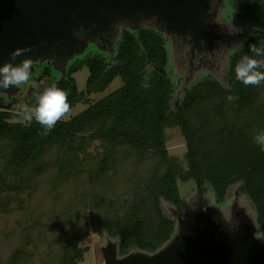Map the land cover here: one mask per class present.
<instances>
[{
	"label": "trees",
	"instance_id": "trees-1",
	"mask_svg": "<svg viewBox=\"0 0 264 264\" xmlns=\"http://www.w3.org/2000/svg\"><path fill=\"white\" fill-rule=\"evenodd\" d=\"M224 3L243 40L221 73L186 79L172 66L174 35L159 19L122 20L101 51L82 32L80 59L68 49L58 68L52 58L32 60L29 80L55 83L71 107L121 81L48 135L13 110L15 94L0 97V264H76L86 250L77 243L91 231L114 258L158 253L180 233L177 180L191 183L208 212L229 199L240 203L253 240L264 244V151L254 141L264 131V82L245 86L234 71L244 55L264 60L249 50L264 48V0H217L220 12ZM81 65L88 74L78 90L72 74ZM42 90L29 89L20 104L33 105ZM172 126L185 141L181 160L165 149L164 129Z\"/></svg>",
	"mask_w": 264,
	"mask_h": 264
},
{
	"label": "water",
	"instance_id": "water-1",
	"mask_svg": "<svg viewBox=\"0 0 264 264\" xmlns=\"http://www.w3.org/2000/svg\"><path fill=\"white\" fill-rule=\"evenodd\" d=\"M211 0H0V66L25 58H52L62 64L65 50L79 45L78 34L96 37L109 47L114 23L159 19L188 43V75L195 54L213 56L217 41L231 36L205 22ZM203 42V43H202ZM17 48L29 51L10 60ZM11 90L12 86L8 89ZM235 225L217 234L207 209L199 205L178 218L180 233L162 251L150 256L114 258L109 246L103 264H264V244L255 242L251 226L235 215Z\"/></svg>",
	"mask_w": 264,
	"mask_h": 264
},
{
	"label": "rangeland",
	"instance_id": "rangeland-1",
	"mask_svg": "<svg viewBox=\"0 0 264 264\" xmlns=\"http://www.w3.org/2000/svg\"><path fill=\"white\" fill-rule=\"evenodd\" d=\"M216 1L217 0H211L206 13L205 22L207 26L213 31H225L230 33L231 36H224L217 41V44L213 50V56L203 52L195 54L191 72L189 73V75L187 73L186 79H188L189 77L193 78L198 72H205L207 70L211 71L214 74L223 72L226 66V60L228 58V55L243 40V35L239 36L241 33V27L234 23L232 14L229 10L226 9L225 3L223 4L225 11L223 10L222 12H220V6H216ZM77 36L79 39V45L70 50L75 49V52L73 51L74 53H71H73L74 57L79 58L83 55L84 42L82 41V32L79 33ZM90 41L91 50H103V43H101L99 40V42L94 40ZM167 44L173 60L172 66L175 67V69L176 67H180L184 72L188 71V43L185 40L180 39L174 35L168 37ZM53 63L57 68L61 67V64L55 63L54 60ZM32 73L34 72L32 71ZM87 74L88 70L85 65H81L80 68H78L72 74L78 90L84 89ZM120 84L121 81L119 77H115L109 84L106 85L103 90L85 95L83 101L77 102L74 106L71 107L70 114L66 118L85 108L91 102H94L95 100H98L104 95L112 92ZM19 86H12L11 90L0 89L1 98H7V96H10L12 93L15 94L16 100L13 101V110L17 113L20 112V100L26 96V93L29 91V89V92H34L38 88L44 89L46 86V79L44 78L39 82L29 80L26 84H23L22 88ZM164 133V145L167 153L169 155L175 156L178 160H181L185 150V141L179 128L177 126L166 127L164 129ZM96 152L97 150L95 148L88 149V159L91 160L94 154H96ZM177 188L182 199L183 205L185 207V212L186 210H188L190 213L194 209H197L199 207L196 197L194 196V194H192V187L189 181L182 182L180 180H177ZM229 201L227 202L226 200L224 204L215 211H213L211 207L209 208V219L212 222L213 229L217 234L220 235L226 234L234 227L236 222V214L238 216L244 217V219L246 217H249L247 212H243L240 203H230ZM86 218L89 222L88 212L86 213ZM77 245L79 247H86V250L83 252L82 259L79 260L76 264L104 263L105 253L107 250L103 248L104 241L100 239L96 233H93L92 231L88 232L83 238L78 241Z\"/></svg>",
	"mask_w": 264,
	"mask_h": 264
},
{
	"label": "clouds",
	"instance_id": "clouds-1",
	"mask_svg": "<svg viewBox=\"0 0 264 264\" xmlns=\"http://www.w3.org/2000/svg\"><path fill=\"white\" fill-rule=\"evenodd\" d=\"M203 43V42H202ZM28 48H17L12 51L10 60H15L17 56L29 51ZM249 50L255 56H264V48H258L255 44L249 45ZM264 60H258L251 56L244 55L235 65V79L245 86H259L264 82ZM32 73V60L25 58L18 64L5 62L0 66V88L8 89L10 86L26 84ZM149 85L145 83L143 87ZM35 103L31 106L21 105L20 114L30 123L33 119L38 123L43 131L42 136H46L56 126L65 119L71 111L68 102V93L57 87L55 83L34 94ZM229 101L238 99L236 96L229 95ZM254 141L260 145L264 151V131L254 136Z\"/></svg>",
	"mask_w": 264,
	"mask_h": 264
}]
</instances>
